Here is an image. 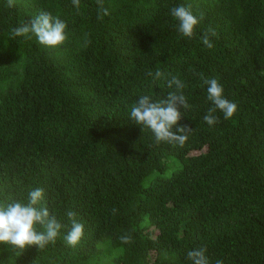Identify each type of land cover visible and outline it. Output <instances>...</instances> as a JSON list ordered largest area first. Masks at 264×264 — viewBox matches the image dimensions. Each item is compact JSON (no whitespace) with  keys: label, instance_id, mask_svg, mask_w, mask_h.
<instances>
[{"label":"trees","instance_id":"1","mask_svg":"<svg viewBox=\"0 0 264 264\" xmlns=\"http://www.w3.org/2000/svg\"><path fill=\"white\" fill-rule=\"evenodd\" d=\"M191 5L196 37L181 36L171 8ZM0 0V203L42 206L65 227L55 243L22 253L0 244V264H264V0ZM41 11L67 39L47 48L10 30ZM212 27L213 48L200 37ZM164 77L153 79L148 71ZM204 78L237 105L213 107ZM172 76L190 105L181 146L157 144L129 113L142 95L165 99ZM170 169L166 174V170ZM115 210V211H114ZM67 211L83 224L76 247ZM38 231H43L37 226ZM123 236L131 242L124 243Z\"/></svg>","mask_w":264,"mask_h":264},{"label":"clouds","instance_id":"2","mask_svg":"<svg viewBox=\"0 0 264 264\" xmlns=\"http://www.w3.org/2000/svg\"><path fill=\"white\" fill-rule=\"evenodd\" d=\"M97 3L100 5L98 19L102 20L103 16L108 15L109 12L103 6V0H97ZM7 4L8 7H14L15 0H7ZM72 4L79 10L80 0H72ZM171 16L177 22L174 26L181 36L189 39L196 37V26L203 19V13L197 17L193 14L191 5H178L171 8ZM66 27V23L59 17L53 16L50 12L41 11L28 23L13 27L10 35L12 38L23 36L26 39H31L34 35L41 45L56 48L64 44L67 39ZM216 36V30L209 27L200 39L207 48L211 49L214 46L211 38ZM146 75L153 79L165 76L159 70L155 73L149 70ZM196 75L207 86V99L213 104L203 117L204 121L209 126L216 124L218 118L214 113L217 109L223 113L224 119H231L237 111V105L224 97L223 86L215 78H204L201 73ZM167 86L174 90L169 92L165 99L154 101L150 95H142L131 107L129 116L143 128L150 129L157 144L165 142L182 147L191 131L189 125L179 123L182 117L179 109L190 107L183 93L186 85L178 77L172 76L167 79ZM43 197V189L35 188L29 191L26 204L16 200L0 203V244L7 245L13 250L18 249L22 253L27 247L33 245L43 249L48 244L55 243L60 230L65 225L42 206ZM66 216L71 227L64 236V240L68 246L76 247L84 235V226L75 219L73 211H67ZM37 226H40L43 231H38ZM121 239L124 243L131 242L130 236H123ZM205 251L203 247L190 250L187 252V259L191 261V264H209ZM216 264H223V261L217 260Z\"/></svg>","mask_w":264,"mask_h":264},{"label":"rangeland","instance_id":"3","mask_svg":"<svg viewBox=\"0 0 264 264\" xmlns=\"http://www.w3.org/2000/svg\"><path fill=\"white\" fill-rule=\"evenodd\" d=\"M169 170H170V169L168 168V169L166 170V172H165V173L167 174V173L169 172Z\"/></svg>","mask_w":264,"mask_h":264}]
</instances>
